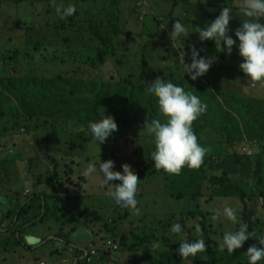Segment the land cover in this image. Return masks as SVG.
I'll use <instances>...</instances> for the list:
<instances>
[{"label":"rangeland","instance_id":"obj_1","mask_svg":"<svg viewBox=\"0 0 264 264\" xmlns=\"http://www.w3.org/2000/svg\"><path fill=\"white\" fill-rule=\"evenodd\" d=\"M69 4L76 11L61 20L55 8ZM243 4L244 0H0V197H3L0 200V227L3 229L0 231V264H41L42 259L33 252L46 241L51 247L55 244L73 250V244L85 248L94 244L87 249L91 261L86 260L85 264H167L170 259L194 264L190 257H181L177 249L182 240L206 239L200 228L201 218L188 217L187 213L194 210L191 199H174L166 194L164 173L157 170L154 163L151 165L150 154L155 146L145 123L152 118L164 119L159 114L156 98L148 91V86L157 78L179 84L200 97L207 108L192 125L200 128L201 139L208 142V151L222 146L220 153L210 157L208 179L199 197L200 206L209 214L211 239L217 242V249L225 232L235 231L244 224L241 218L244 205L234 190L225 197L212 193L227 184L232 185V181L222 177L225 168L221 165L226 160L227 166V156L232 150L238 155H252L247 175V204L251 213L264 220L263 184L257 182L264 164L260 156L262 142L242 131L244 115L237 110L245 107L247 100L255 103L264 100V81L253 82L239 69L242 57L236 45L227 55L218 52L212 40L201 42L195 32L215 19L223 7H229L233 14L228 34L236 39L234 30L247 19L239 11ZM115 14L120 16L121 32L113 36L111 42L104 43L97 35L110 27ZM178 19L186 24L190 33L181 40V45L177 41L175 47L169 33ZM256 22L264 24V17L257 18ZM36 44L39 49L34 51L32 46ZM112 45L116 47L114 55ZM193 46L204 49L201 56L215 57L207 72L196 80L184 73L183 64V61L185 65L191 63ZM35 76L40 77L46 89L57 88L61 92L64 91L63 78L100 82L110 88V96L129 100L132 113L135 110L139 113L138 119L131 123L133 129L126 130L124 126L123 134L112 135L98 144L92 141L90 134L84 139L79 131L82 121L66 125L59 116V95L52 114L27 116L18 104L19 95L3 77L24 85L26 77ZM124 80L133 82L134 89L130 91L123 86ZM70 140L83 142L81 144L91 150L70 151ZM54 151L62 160L60 172L54 171L57 160ZM99 158L101 161L111 159L115 171H120L123 164L130 166L139 179V214L114 203L107 194L109 186L101 185L102 177L98 172L85 175L87 165ZM64 163L67 178L63 174ZM231 166H235L234 161ZM230 173L231 179L237 175L232 168ZM33 191L49 194L51 205L57 208L62 222L46 220L40 224V234L46 232L43 239L31 247L25 241L28 246L22 247L17 245L16 237L23 238L24 243L25 237L32 235L31 229L22 232L15 223L12 231L5 230L14 223L21 205L35 194ZM224 207L235 209L237 223L224 216ZM214 214L215 220L212 219ZM176 222L182 225L179 234L171 232ZM50 235L57 238L52 239ZM205 244L201 264H210L208 251L212 253L213 247L206 241ZM251 245L246 240L235 249L231 264H235L236 258L247 260L245 252ZM92 250L94 255L90 253ZM54 253L61 256L59 249ZM223 253L228 252L225 249Z\"/></svg>","mask_w":264,"mask_h":264},{"label":"clouds","instance_id":"obj_2","mask_svg":"<svg viewBox=\"0 0 264 264\" xmlns=\"http://www.w3.org/2000/svg\"><path fill=\"white\" fill-rule=\"evenodd\" d=\"M75 11V7L71 4L55 8V12L61 20L72 16ZM239 11L247 19H243L242 24L234 30L236 39L228 34V25L233 14L229 7H223L215 19L195 32L198 33L201 42L212 40L216 50L227 55L231 54L232 46L236 45L238 55L242 57L239 69L253 82L264 81V24L256 22L257 18L264 17V0H244ZM189 33L186 24L178 19L173 23L169 37L174 46L177 41L181 45V40L186 38ZM203 50L193 46L191 48V63L185 65L183 61L184 73H188L191 80H196L204 75L215 59V57L201 56L200 52ZM148 91L150 96L156 98L159 114L164 118L163 120L152 118L145 123L147 131L154 139L155 147L150 157L155 168L162 169L169 174H179L185 166L190 169L199 168L203 163L206 149L198 143L192 123L206 111L207 105L202 102L199 96L191 91H186L183 86L170 81L164 82L160 78L148 86ZM87 127L92 141L100 144L112 136L118 126L114 117L105 115L103 111L100 118L90 121ZM97 172L102 177L101 185L109 186L107 194L114 203L125 210H132L134 214H139L140 209L137 207L139 179L133 174L130 166L123 164L120 171H115L114 162L111 159L101 161L99 158L98 161L93 160L87 165L85 175L91 176ZM2 199L3 197H0V200ZM223 214L229 221L238 222L234 208L224 207ZM216 218L217 216L214 214L212 219ZM181 231V223L172 224V233L179 234ZM249 237H252V234L248 230V225L240 224L237 230L223 234L219 250L223 252L226 249L229 254H232ZM257 240L260 246L253 244L245 252L247 264H264V235L259 236ZM25 241L30 245L39 242L38 238L34 236H26ZM205 250L206 244L203 238L185 239L179 243L177 252L186 259L196 257L197 253H203Z\"/></svg>","mask_w":264,"mask_h":264},{"label":"trees","instance_id":"obj_3","mask_svg":"<svg viewBox=\"0 0 264 264\" xmlns=\"http://www.w3.org/2000/svg\"><path fill=\"white\" fill-rule=\"evenodd\" d=\"M115 15L116 23L113 18V22L110 27L108 29L101 30V33L97 35L104 43L106 41L111 42L113 36L118 35L121 32L120 16L119 14ZM32 48L36 51L39 49V45L36 44L32 46ZM110 48L111 53L114 55L116 47L112 45ZM185 48H188V44ZM26 52L29 53V50H26ZM3 78L14 90V92L19 95L18 104L20 105V108L22 107L25 109V115H29L33 118L34 116H38L40 114L46 115L49 112L52 114L53 109L58 104V100L56 101V98L59 95L61 98L59 116L65 121L66 125H69L71 121H82L83 125L79 127V131L83 133L84 139H87V135L89 134L87 127L88 123L99 119L100 114L103 111L105 115L113 116L115 122L117 123L118 127L113 135L123 134L124 129L122 131L121 129L124 126H126V130L133 129V127H131L133 124L131 123H135V120H137L139 116L137 110L132 113V103L129 100L110 96L108 94L110 88L107 85L105 87L100 82L76 78H63L61 81V87L64 91L61 92V90L57 88L46 89V87L42 84L40 77L37 76L26 77L24 79V85L17 81H13V79L8 81L6 77ZM124 82L123 86L128 87L130 91L131 89H134L133 82L130 83L128 80H124ZM211 98L212 95L210 94L209 99ZM244 105L245 107L240 106V109L237 108V110L244 115V128L242 131H244L249 138H255L258 142H262V152L260 153V156L264 159V100H258L257 103L247 100ZM242 114H240L241 117L243 116ZM192 128L197 136L198 143L206 149L203 163L197 169H190L185 166L181 169L179 174H169L161 169V172L164 173V177L166 179L165 192L171 198L183 199L187 197L194 202V210L189 211L187 215L192 218L195 216H199L201 218L200 228L206 238L204 241H206L208 246L212 245L213 247L212 253H210V249L208 251L211 256V258H209L210 264H231L232 255L229 253L224 254L217 249V242L211 239L213 230L211 229L210 222L208 220L209 214L199 204V197L202 195L204 184L208 179L207 165L210 157L215 155V153H220L222 151V146L218 145L213 151H208V142L201 139L199 134L200 128L196 125H192ZM69 142L70 144L68 145L70 151H80L86 148L82 145L83 142H76L74 140H70ZM229 146L233 147V144H230ZM56 156L57 160L54 171L60 172L62 160L58 154ZM251 156L252 155L248 154L238 155L235 150H232V152H230L227 156V166H225L226 160L223 164H221L222 167L225 168L223 169L222 177L229 182L232 181V185L227 184L223 189H216L215 193H212L214 195H219V197H225L231 190L236 192L240 202L244 205L241 213L242 221L244 224L248 225V230L252 234V237H249L247 240L252 243V245L256 244L259 247L260 245L257 238L263 235L264 220H260L257 216L251 213L247 204V199H249L247 191V175L250 166L249 159H251ZM52 160L53 158H50V161L53 164ZM83 160L82 168L85 162V157H83ZM233 161L235 162V166H231ZM67 162L69 163V161ZM70 165L73 166L72 164ZM230 168L234 169L237 173L234 179H231ZM63 174L67 178L68 173L65 163ZM139 174H142V172ZM54 176L57 177V174H54ZM59 179L63 183L64 180L61 178ZM257 182L259 184H263L264 195V164ZM33 193L35 192L33 191ZM51 204L52 202L49 200V194L45 191L37 192L31 195V197H29L16 212L14 223L6 228L5 231H12L15 223H18V229L22 232L43 224L46 220L48 222L55 221L56 223H61L62 221H59V215H57V208L55 205L52 206ZM1 216L2 213H0V217ZM61 227H63V225ZM1 230L3 229L0 227V231ZM16 239L17 245H22V247L28 246L26 245L25 240L24 243L21 242V239L23 238L16 237ZM67 244L70 245L69 242H67ZM74 250L76 249L74 248ZM89 250H91V248ZM80 253L81 255L74 257L72 264H85L87 260L85 257L86 251H80ZM203 253H197L196 257H190L194 264L202 263ZM234 258H236V255H234ZM166 262L167 264H184L186 261L181 259H170ZM235 264H247V260H244L243 257L238 258V260L236 258Z\"/></svg>","mask_w":264,"mask_h":264},{"label":"crops","instance_id":"obj_4","mask_svg":"<svg viewBox=\"0 0 264 264\" xmlns=\"http://www.w3.org/2000/svg\"><path fill=\"white\" fill-rule=\"evenodd\" d=\"M85 147L87 149L91 150V148L89 146L86 145ZM53 153H55V151ZM55 155H57V153H55ZM40 226L41 225H37V226L31 228V230L29 231V233H32L31 236H34V237L38 238V241L43 239V237H44V235L46 233V232H43V233L40 234V232H39L40 231ZM48 231H50V228L48 229ZM49 237H52V239H56L57 238V237H55V235H50ZM28 245H29V247L33 246V245H30V244H28ZM73 245H74V247H72V248L76 249L75 252L71 248L65 249L64 247H61V246L55 245V244L51 247L49 245V242L46 241L44 243V245L41 246L40 249H38V250L33 252V255L35 257H37V258L42 259L41 263L44 262V263H47V264L48 263H50V264H72L73 261H74V257L81 255L80 251H84L85 252V251H87V249L91 245H94V244H91L89 247H86V248L82 247L81 244H78V245L73 244ZM57 249H59L61 251V256H59L58 254L54 253V250H57ZM64 259H67V260H64Z\"/></svg>","mask_w":264,"mask_h":264},{"label":"built area","instance_id":"obj_5","mask_svg":"<svg viewBox=\"0 0 264 264\" xmlns=\"http://www.w3.org/2000/svg\"><path fill=\"white\" fill-rule=\"evenodd\" d=\"M108 245L111 246V242H108ZM117 248H118L117 246H114V247H113V249H115V250H117ZM90 253H91V255H94V254H95V251L92 250ZM85 257H86V259H87L88 261H91V258H90V256L88 255V252H86ZM43 264H45V263H43Z\"/></svg>","mask_w":264,"mask_h":264}]
</instances>
